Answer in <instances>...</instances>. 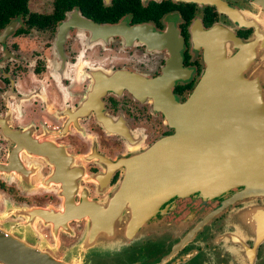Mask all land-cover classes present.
Segmentation results:
<instances>
[{
    "label": "flooded vegetation",
    "instance_id": "obj_1",
    "mask_svg": "<svg viewBox=\"0 0 264 264\" xmlns=\"http://www.w3.org/2000/svg\"><path fill=\"white\" fill-rule=\"evenodd\" d=\"M213 30L264 69L255 0H0L1 253L19 264H264V193L200 196L175 186L185 171L162 179L171 188L136 173L179 131L170 111L206 72ZM230 117L217 116L221 145L227 132L254 147L255 114Z\"/></svg>",
    "mask_w": 264,
    "mask_h": 264
},
{
    "label": "water",
    "instance_id": "obj_2",
    "mask_svg": "<svg viewBox=\"0 0 264 264\" xmlns=\"http://www.w3.org/2000/svg\"><path fill=\"white\" fill-rule=\"evenodd\" d=\"M255 1L264 6V0ZM207 36L211 45L206 72L187 101L170 111L169 118L178 125L179 131L154 143L146 154L148 157L143 159L144 166L138 165L136 173L143 170L147 177L159 178V185L171 188L172 182L162 179L179 177L177 171H185L182 175L186 181L175 186L181 185L188 193L200 196L226 193L236 185H243L244 193H264V69L245 63L242 45L231 33L213 30ZM235 48L241 53L235 54ZM245 65L251 66L247 72L253 78L248 81L240 78ZM237 97H240L238 102ZM236 111L255 114V144L246 151L236 146L233 133L225 132L224 143H220L217 116L222 112L230 114L232 121ZM174 191L177 193V188ZM96 219L106 221L109 217ZM5 244L11 245L0 242V247L4 249ZM0 257L7 260L3 264H19L8 253L0 252Z\"/></svg>",
    "mask_w": 264,
    "mask_h": 264
}]
</instances>
